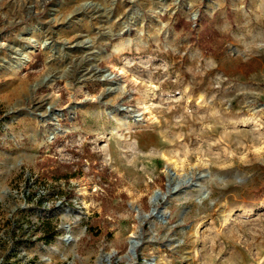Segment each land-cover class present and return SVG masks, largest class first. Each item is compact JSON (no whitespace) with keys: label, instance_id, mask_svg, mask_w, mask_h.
<instances>
[{"label":"rangeland","instance_id":"rangeland-1","mask_svg":"<svg viewBox=\"0 0 264 264\" xmlns=\"http://www.w3.org/2000/svg\"><path fill=\"white\" fill-rule=\"evenodd\" d=\"M0 264H264V0H0Z\"/></svg>","mask_w":264,"mask_h":264},{"label":"water","instance_id":"water-1","mask_svg":"<svg viewBox=\"0 0 264 264\" xmlns=\"http://www.w3.org/2000/svg\"><path fill=\"white\" fill-rule=\"evenodd\" d=\"M128 28H126L125 30H127ZM124 31V30H123ZM122 31V32H123ZM121 33V32H119ZM117 33V34H119ZM31 43H27L26 46L27 47H30L32 46V42L33 40L30 39ZM43 46L45 48L49 47V41L47 43H44ZM99 71H105V75H111L112 77L115 76V73H113L108 67H103V68H98ZM48 78V84L49 83H52L54 82L55 80V77L52 76V75H46L45 76V79ZM44 85H47L44 84ZM110 87L107 86V88L105 89V91H110ZM102 94V93H101ZM101 94L98 96V98H100ZM61 110V109H60ZM63 112V110H61ZM57 121V120H56ZM190 176L191 174H184L182 176H179L175 170L171 167L168 168V174H167V182H166V192H162L161 190L157 189L154 191V194L152 195L151 197V200H152V203H153V206L150 210L151 214H153L154 216L160 218V219H163V220H166V217L165 215L162 213V207L161 206H156V204L158 203L159 199L162 198L164 199L165 197H167L168 195L170 194H173L177 191H180L182 190L180 188V185L186 181H188L190 179ZM143 216H149V213H144ZM64 226L66 228H69V224L66 223L64 224ZM65 240H69L67 238V236L65 237ZM141 243V240L138 239L136 236H132L131 239H130V252L133 254V255H136V247ZM106 260L109 261V254L107 255L106 257Z\"/></svg>","mask_w":264,"mask_h":264},{"label":"bare ground","instance_id":"bare-ground-1","mask_svg":"<svg viewBox=\"0 0 264 264\" xmlns=\"http://www.w3.org/2000/svg\"><path fill=\"white\" fill-rule=\"evenodd\" d=\"M31 35H33V34H31ZM29 37H30V39L33 40L32 46H30V47L26 46L21 51L20 55L11 63V66L14 69V71H21V70L25 69L27 67L30 59H31L29 51L30 52L31 51H35L38 48L39 45L41 46L44 43H47L49 41V39L46 38V37H37V36L36 37L35 36H29ZM92 70H93L94 74L98 75L99 80H104V81L114 80V78L111 75H105V71H99L98 67H96V66H92ZM36 84L37 83H35L34 86H36ZM109 87L111 89L110 85H109ZM47 107L50 108V110L53 111V115L50 116V119H52L53 121H56V120L58 121V119L63 116V113L60 110L56 109L54 107V104L49 103L47 105ZM136 115H137V117H140L141 116V112L139 111ZM57 130L61 131V132H64L67 129L66 128H60V127L56 128L55 131H51L50 132L48 138L49 139L53 138L54 135H55V132ZM66 236L69 239V240H66L67 242H72L74 240V238H75V236L70 231L67 233Z\"/></svg>","mask_w":264,"mask_h":264},{"label":"trees","instance_id":"trees-1","mask_svg":"<svg viewBox=\"0 0 264 264\" xmlns=\"http://www.w3.org/2000/svg\"><path fill=\"white\" fill-rule=\"evenodd\" d=\"M211 35H212V33H210V35H209L208 38H211V37H212ZM206 36H208V33H201V34L199 35V39H201V40L204 41V39L206 38ZM65 176H68V175H65Z\"/></svg>","mask_w":264,"mask_h":264}]
</instances>
